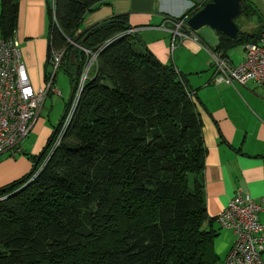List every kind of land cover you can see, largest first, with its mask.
Listing matches in <instances>:
<instances>
[{
  "label": "trees",
  "instance_id": "obj_1",
  "mask_svg": "<svg viewBox=\"0 0 264 264\" xmlns=\"http://www.w3.org/2000/svg\"><path fill=\"white\" fill-rule=\"evenodd\" d=\"M106 2L48 0L47 62L63 54L56 70H70L72 95L46 146L30 156L32 170L0 187V264H218L203 121L187 75L162 62L124 18L82 30ZM244 2L253 18L258 12ZM202 6L174 21L209 47L186 25ZM19 8L20 0H0V37L15 34ZM263 31L220 33V45L209 48L227 56ZM85 48L96 60L54 146L88 63Z\"/></svg>",
  "mask_w": 264,
  "mask_h": 264
},
{
  "label": "crops",
  "instance_id": "obj_2",
  "mask_svg": "<svg viewBox=\"0 0 264 264\" xmlns=\"http://www.w3.org/2000/svg\"><path fill=\"white\" fill-rule=\"evenodd\" d=\"M210 0H107L90 12L82 30L112 17L124 18L136 29L146 47L162 62L173 64L187 75L203 121L206 154V196L210 217L219 234L215 240L218 264H224L236 239L232 229L224 228L218 216L224 211L237 190L253 198L264 196V87L249 81L234 86L217 80L212 50L192 35L181 36L173 29L174 19L180 18L194 6ZM258 12L252 18L255 26H264V0H247ZM48 0H20L18 25L15 32L20 42L27 74L36 88L38 73L48 57ZM173 29V30H172ZM180 31L184 32L182 29ZM227 56L235 63L230 55ZM244 53L240 56L243 60ZM42 105L41 112L43 111ZM36 119L20 146H27L31 155L39 154L53 131L44 119ZM19 151V152H20ZM20 152V153H22ZM0 156V187L13 182L32 170L33 160L17 153ZM264 223V212L259 214ZM264 264V250L261 253Z\"/></svg>",
  "mask_w": 264,
  "mask_h": 264
},
{
  "label": "built area",
  "instance_id": "obj_3",
  "mask_svg": "<svg viewBox=\"0 0 264 264\" xmlns=\"http://www.w3.org/2000/svg\"><path fill=\"white\" fill-rule=\"evenodd\" d=\"M53 2L54 0L52 7ZM184 24V20H176L173 28L175 33L183 37L192 35L180 31ZM131 31L135 32L136 29L132 28ZM192 36L199 40L196 34ZM85 51L89 56L88 63L78 81L72 104L60 126L54 146L60 142L73 116L88 71L96 60L95 53L86 48ZM212 52L217 80L230 85L253 81L264 87V31L258 42L244 45V57L239 63H234L222 52ZM62 55L60 52L53 55L55 70ZM49 90L57 91L52 81L47 89L33 86L16 35L10 38L0 37V156L6 153L16 155L21 150L19 144L29 135ZM261 212H264V196L256 199L239 189L218 216L220 224L224 228L232 229L236 235L224 264H262L264 223L259 218Z\"/></svg>",
  "mask_w": 264,
  "mask_h": 264
},
{
  "label": "rangeland",
  "instance_id": "obj_4",
  "mask_svg": "<svg viewBox=\"0 0 264 264\" xmlns=\"http://www.w3.org/2000/svg\"><path fill=\"white\" fill-rule=\"evenodd\" d=\"M255 19L252 21V17L247 16V15H243L241 17L238 18V23L240 24V27H244V29H250L253 26H255ZM237 23V24H238ZM257 27H254L252 30L256 29ZM251 30V31H252ZM228 55H230L231 57H233V59L235 60V63H239L240 62V56H242V54L244 53V44L243 45H239V46H235V47H231L227 50ZM48 73L50 76L54 75V84L53 87L58 91H54V90H49V92L46 95V99L44 101V109L41 112L40 116L42 119H44L46 121V123L48 124L49 128L52 130L55 128V126H57V124L59 123V121L61 120L63 114L65 113L67 104L69 102L70 99V95L72 92V83H71V78H72V74L70 72V70L68 69V67L66 66H61L58 70H55V67L47 62V60L45 61L44 65H43V69L41 73H38V77L40 80V84L42 85L45 89H47L49 82L50 81H46L45 80V73ZM234 86V85H232ZM39 117V116H38ZM31 137L32 134H29V136L26 138L25 141H27L26 145H28V143L31 142ZM23 145V144H22ZM21 148L23 150L19 153L17 157L24 155L25 157H27L28 159H30L31 157V150L28 149L27 146H22ZM16 153V154H17ZM12 157L15 155L10 156L5 155L3 157ZM34 163H32L33 166Z\"/></svg>",
  "mask_w": 264,
  "mask_h": 264
},
{
  "label": "water",
  "instance_id": "obj_5",
  "mask_svg": "<svg viewBox=\"0 0 264 264\" xmlns=\"http://www.w3.org/2000/svg\"><path fill=\"white\" fill-rule=\"evenodd\" d=\"M246 9L247 5L244 0H210L189 17L187 26L197 32L211 49L216 50L220 45V33L231 38L237 37L240 27L236 19L243 16ZM75 54L76 50H73V58L76 57ZM47 59L51 60L49 54Z\"/></svg>",
  "mask_w": 264,
  "mask_h": 264
}]
</instances>
